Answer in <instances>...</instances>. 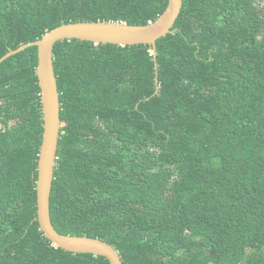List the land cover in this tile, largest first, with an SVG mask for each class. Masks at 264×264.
<instances>
[{"label": "trees", "instance_id": "trees-1", "mask_svg": "<svg viewBox=\"0 0 264 264\" xmlns=\"http://www.w3.org/2000/svg\"><path fill=\"white\" fill-rule=\"evenodd\" d=\"M168 0H0V58L63 23L147 24ZM173 31L59 40L50 215L123 264H264V0H183ZM36 45L0 63V264H110L37 221Z\"/></svg>", "mask_w": 264, "mask_h": 264}, {"label": "water", "instance_id": "water-1", "mask_svg": "<svg viewBox=\"0 0 264 264\" xmlns=\"http://www.w3.org/2000/svg\"><path fill=\"white\" fill-rule=\"evenodd\" d=\"M183 0H168L165 10L156 20L147 24H128L117 21H78L63 23L43 34L36 40L8 51L0 63L9 56L29 46L38 48L37 77L41 89L43 113V137L38 158L37 221L51 243L74 253H91L106 257L110 264H123L119 252L108 242L87 235L59 233L52 224L50 215V193L57 164L60 136V98L57 77L53 64V47L59 40L77 38L95 43L133 45L148 43L154 47L158 38L171 33L181 12ZM2 124L0 122V129Z\"/></svg>", "mask_w": 264, "mask_h": 264}]
</instances>
